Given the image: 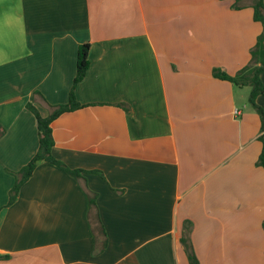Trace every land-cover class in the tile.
Returning a JSON list of instances; mask_svg holds the SVG:
<instances>
[{
	"label": "crops",
	"instance_id": "obj_1",
	"mask_svg": "<svg viewBox=\"0 0 264 264\" xmlns=\"http://www.w3.org/2000/svg\"><path fill=\"white\" fill-rule=\"evenodd\" d=\"M233 2L0 0V264H189L186 221L200 264H264L260 118L249 86L212 75L245 66L261 31L251 0ZM83 43L75 96L89 105L52 121V155L99 173L40 161L6 205L8 170L38 146L26 103L67 102ZM84 185L107 237L97 253Z\"/></svg>",
	"mask_w": 264,
	"mask_h": 264
},
{
	"label": "trees",
	"instance_id": "obj_2",
	"mask_svg": "<svg viewBox=\"0 0 264 264\" xmlns=\"http://www.w3.org/2000/svg\"><path fill=\"white\" fill-rule=\"evenodd\" d=\"M250 6L253 10V19L261 24V31L256 37L254 45L250 49V58L248 63L232 75L218 68H214L212 70V75L218 79L229 81L239 87H250L248 102L254 107L260 118V133L258 135V140L261 143V150L255 164L264 169V110L256 103V97L264 94V84L261 81V74L264 72V0H251ZM232 7L234 9H240L243 7V5L240 4V0H234ZM88 51V43L80 44L77 48L76 72L71 88L68 92L67 102L50 105L45 101L42 94L35 90L32 93L31 99L26 103V108L35 116L38 146L34 155L19 170H8V172L13 174L15 180L12 187L8 191V200L6 205H10L15 201L20 187L29 179L36 164L40 161H46L54 164L77 179L82 178V173H99L97 170L69 168L64 162L58 160L52 155V147L54 145L51 127L52 121L62 113L73 111L89 105L80 103L75 96V88L77 84L83 79L88 68ZM39 99L44 101L48 108V113L45 116H42L39 113L37 107L34 104L35 101ZM121 105L125 106V104ZM1 134L2 131L0 130V135ZM84 186L88 205L86 217L93 237V252L97 253L105 249L107 245V237L96 205L97 194L89 190L86 185ZM186 222L190 223L188 221ZM186 224H184V230L180 236L181 246L184 250V253L186 254L189 264H200L193 251L189 237L190 231ZM262 225L264 228V220Z\"/></svg>",
	"mask_w": 264,
	"mask_h": 264
},
{
	"label": "built area",
	"instance_id": "obj_3",
	"mask_svg": "<svg viewBox=\"0 0 264 264\" xmlns=\"http://www.w3.org/2000/svg\"><path fill=\"white\" fill-rule=\"evenodd\" d=\"M234 114H238L239 113V110L238 109H234Z\"/></svg>",
	"mask_w": 264,
	"mask_h": 264
},
{
	"label": "rangeland",
	"instance_id": "obj_4",
	"mask_svg": "<svg viewBox=\"0 0 264 264\" xmlns=\"http://www.w3.org/2000/svg\"><path fill=\"white\" fill-rule=\"evenodd\" d=\"M241 4V3H240ZM243 5V4H242ZM247 88V87H246ZM249 93V92H248ZM247 95H249V94H247Z\"/></svg>",
	"mask_w": 264,
	"mask_h": 264
}]
</instances>
